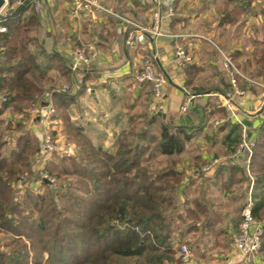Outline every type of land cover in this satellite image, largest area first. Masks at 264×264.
<instances>
[{"label": "crops", "instance_id": "obj_1", "mask_svg": "<svg viewBox=\"0 0 264 264\" xmlns=\"http://www.w3.org/2000/svg\"><path fill=\"white\" fill-rule=\"evenodd\" d=\"M35 1L43 5L37 13L35 37L51 56L37 55V62L47 81H53L41 96L42 107L68 86L71 123L96 148L108 153L115 152L133 117L160 116L175 126L194 128L177 164L185 178L179 193L182 221L175 224L174 238H181L182 246L189 249V264H264L262 250L248 261L233 249L241 205L249 191L252 195L254 181L245 156L225 160L221 143L227 131L216 132L220 126L214 127L213 122L221 118L204 111L213 106L224 109L230 124L239 126L247 140H252L263 123L264 76L258 75V68L264 57V0H160L171 2L174 14L162 21L159 38L148 33L153 0H90L91 9L76 17L71 15L72 0H30L32 10ZM129 34L135 37L131 47L126 45ZM77 47L86 49L94 59L73 73L68 66ZM177 48L188 53L189 65L197 69L189 85H185V71L174 63ZM224 55L233 58L243 91L233 100L231 110L222 105L223 94L230 89L222 69ZM147 57L166 78L158 99L148 84L135 79ZM186 94L193 98L182 111ZM31 107L25 116L6 110L1 117L4 125L11 123L14 128L19 123L25 132L40 136L41 120L28 112ZM213 160L219 164L203 172ZM219 165L243 169L249 182H232L225 170L217 171ZM186 210L192 215L206 212V217L193 223L184 215Z\"/></svg>", "mask_w": 264, "mask_h": 264}, {"label": "trees", "instance_id": "obj_2", "mask_svg": "<svg viewBox=\"0 0 264 264\" xmlns=\"http://www.w3.org/2000/svg\"><path fill=\"white\" fill-rule=\"evenodd\" d=\"M3 26L6 31L0 33V234L8 239L4 244L7 250L0 246V264H180L176 257L183 240L174 238V227L182 221L179 193L185 174L177 169V164L194 128L175 126L162 121L160 116L133 117L129 120L130 130L118 140L115 152L108 153L96 148L71 123L66 103L70 97L68 87L54 95L51 104L67 143L75 146L74 156L52 154L45 161L42 172L54 179L58 188L55 194L51 193L52 186L42 182L44 194L26 191L20 198L16 185L22 178H33L31 164L36 156L40 160L42 153L36 136L25 132L19 123L14 128L11 123L4 125L1 117L8 109L25 116L30 106L41 107L42 83L47 77L37 55L46 59L51 56L33 36L39 19L29 4L18 13L12 10ZM258 69V75L264 76L263 56ZM184 71L185 85H189L197 69L187 65ZM237 82L240 88V79ZM204 111L226 119L216 132L227 131L221 144L226 149L225 160L232 161L231 156L242 141L241 129L230 124L222 108L213 106ZM15 133L20 135L14 136ZM6 134H11V146ZM252 141L248 164L254 181L252 214L261 221L264 121ZM221 170L232 182H249L241 168L219 165L217 171ZM184 215L194 223L206 217V212L192 215L186 210ZM261 244L264 251V233Z\"/></svg>", "mask_w": 264, "mask_h": 264}, {"label": "built area", "instance_id": "obj_3", "mask_svg": "<svg viewBox=\"0 0 264 264\" xmlns=\"http://www.w3.org/2000/svg\"><path fill=\"white\" fill-rule=\"evenodd\" d=\"M4 6L0 10V33L6 31L3 22H6L9 18L10 12L15 11L17 7L22 5L24 0H4ZM30 2V0H27ZM154 10L151 16V25L148 33L154 38L162 37L160 31V25L167 17L174 14V6L170 3H162L160 0H153ZM92 7V1L90 0H72L71 15L76 17L81 12H87ZM34 12L41 13L43 10V5L37 1L33 3ZM135 41L133 34L127 36L126 45L131 47ZM94 59L93 54H89L86 49L82 47H77L74 49L71 55V62L69 68L73 73H76L80 68L89 66ZM153 59L150 57L145 58L143 69L139 72L135 79L138 83L149 84L151 87V93L155 99L161 97L162 88L166 84V78L163 74L156 71L153 65ZM192 59L182 48H177L174 52V63L175 65L184 70V68L191 63ZM222 69L226 75L229 84V91L222 97V105L231 110L233 108V100L237 97L243 95V91L238 87V78L240 73L236 68L233 58L229 55H224L222 60ZM68 90V86H63L62 91ZM187 95V94H186ZM193 98L187 95V100L182 106V111H185L189 100ZM1 99V97H0ZM3 100V99H2ZM42 107V105H41ZM32 106L28 112L31 114H36L39 116L40 120L44 121L45 131H44V142L46 148L51 153L53 151V141L52 135L49 128L52 124L53 118L55 116V110L53 106L48 102L45 107ZM226 122L225 118H221L213 122L214 127H219ZM254 147V142L252 140H247L242 135V141L236 149L235 154L231 156V160H234L237 156L243 155L246 157L247 166L249 164L251 151ZM41 159L39 160V165L47 160L48 154L44 157L41 154ZM219 164V160H213L211 163L203 167V172H208L213 169L215 165ZM42 178V177H41ZM43 181L44 178H42ZM253 200L251 192L249 191L246 199L241 205L240 210V223L238 225V230L233 237L232 246L236 253L242 256L244 259L251 261L253 258L257 257L261 253V241L262 235L264 233V220L258 221L253 217ZM179 256L183 263H187L190 257L189 249L186 246H181L179 249Z\"/></svg>", "mask_w": 264, "mask_h": 264}, {"label": "rangeland", "instance_id": "obj_4", "mask_svg": "<svg viewBox=\"0 0 264 264\" xmlns=\"http://www.w3.org/2000/svg\"><path fill=\"white\" fill-rule=\"evenodd\" d=\"M153 10L154 9H152V12H153ZM152 12H151V16H152ZM33 36H37L36 30H35ZM52 82H49L46 79L42 83V86H43L42 92L45 93L47 91V88H49V86L53 85ZM62 88H61V90H62ZM41 128H42L41 135L39 136L37 134L38 136H36V137H37V140L39 143V149H40L41 153L44 155V157L47 154L49 156L47 158V160L52 156V154L57 155L59 157L74 156L75 146L73 144L67 143L65 136H64V133H63V129H62V123H61L60 119L56 117V113H55V117L53 118L52 124L49 128L51 135H52V132L55 134L54 136H52L53 151L51 153H49L50 151L46 148V144L44 142V131H45L46 127H45L44 121H42V120H41ZM37 130L38 131L36 133H39V129H37ZM5 136H6V140L10 143V146H11V144H12L11 134L10 135L6 134ZM95 144L97 145V143H95ZM38 160H39V158H37V156H36L33 163L31 164L33 171H34L33 178H30V179H23L22 178L21 183H18L16 185V190H17L18 196L20 198H22L24 196L26 191H29L34 195L44 194L46 189H45L44 185L42 184V182L47 184V185L52 186V189H51L52 194L56 193V189L58 190V188H56V186L54 185V179L51 178L50 176H48V174L46 172H42L43 168H45V166H46L45 159L41 165L38 164L39 163ZM41 177L44 178L45 181H43V179ZM7 239H8L7 235L0 234V246H1V249H3V250H7L5 245H4L5 242L7 241ZM263 254H264V252H263ZM176 258H179L181 260L179 254H177ZM130 264H132V263H130ZM169 264H174V263H169ZM180 264H189V260L187 263H183L181 260Z\"/></svg>", "mask_w": 264, "mask_h": 264}, {"label": "water", "instance_id": "obj_5", "mask_svg": "<svg viewBox=\"0 0 264 264\" xmlns=\"http://www.w3.org/2000/svg\"><path fill=\"white\" fill-rule=\"evenodd\" d=\"M5 1L4 0H0V10L2 9V7L4 6ZM28 4L27 0H24L22 5H20L19 7L16 8L15 13L20 12L26 5ZM235 161V160H232Z\"/></svg>", "mask_w": 264, "mask_h": 264}]
</instances>
